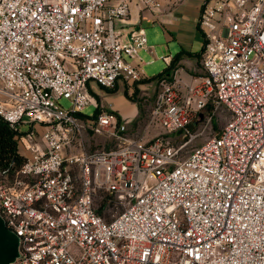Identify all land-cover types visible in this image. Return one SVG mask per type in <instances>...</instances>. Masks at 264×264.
<instances>
[{"label": "built area", "instance_id": "built-area-1", "mask_svg": "<svg viewBox=\"0 0 264 264\" xmlns=\"http://www.w3.org/2000/svg\"><path fill=\"white\" fill-rule=\"evenodd\" d=\"M200 2L204 74L156 79L150 112L165 131L139 139L88 86L145 77L146 34L130 9L161 0H0V119L25 155L0 167L14 264H264V0ZM206 104L231 116L183 154L168 134L190 133ZM85 130L114 144L77 149ZM99 190L107 206L124 204L109 218Z\"/></svg>", "mask_w": 264, "mask_h": 264}, {"label": "rangeland", "instance_id": "rangeland-1", "mask_svg": "<svg viewBox=\"0 0 264 264\" xmlns=\"http://www.w3.org/2000/svg\"><path fill=\"white\" fill-rule=\"evenodd\" d=\"M142 25L145 28L146 38L150 39L152 35H155V30L153 29L152 22L144 21ZM199 30H201L200 26ZM165 52H168L166 50ZM140 56L142 59L150 58V53L146 50H141ZM165 67V60L161 57L153 59L150 63H146L144 65L145 72L148 75L157 73ZM170 80H174L178 78L181 81H189L193 79L192 77L184 79L181 75L176 73L173 69V73L171 75L166 76ZM131 82V81H129ZM133 85V82H131ZM130 84L127 81L119 79L117 80L113 86L114 89H102L101 96L105 98H109L110 96L114 98L116 101L117 96L119 95V91H122L126 97L136 101L139 107L138 116L133 119V121L126 122L127 124V135L139 138V139H148L157 133H163L165 131L164 127L160 125V123L151 116V108L153 104V98L156 92V86H145L143 88L138 87V91L134 92L133 88L134 85L129 90L128 94H125V88H128ZM182 90L185 91V86L183 84ZM59 103L62 104L64 107L69 106V100L65 97L59 98ZM95 110V106L93 103L86 105L82 109V113L86 115H92ZM230 112L227 108L223 106H219L217 108L212 107L210 104H206L205 106L199 107L193 112L192 120L189 124V131L190 133H184L182 130L173 131L168 134V138L174 144H179L185 142L183 146L182 153H188L193 147L197 146L198 144L204 142L209 137L215 135L218 130L223 126V124L230 118ZM19 130L21 133L26 134L27 130L29 129V123L24 118L22 122L18 125ZM42 133V127L40 125H36L35 128V135L34 138L36 140L40 139ZM34 138L29 136V139L33 142ZM114 144L113 140L107 136L105 133H92L91 131H84L83 137L80 140V143L77 145V149L79 148H88V149H95V148H107L110 145ZM17 148L19 150H23L22 142L17 141ZM24 151H26L24 149ZM105 195L101 190H99L97 194V204L99 207L101 206L100 212L106 215L109 218L112 214L117 213L124 204H117V205H110L107 206Z\"/></svg>", "mask_w": 264, "mask_h": 264}, {"label": "crops", "instance_id": "crops-1", "mask_svg": "<svg viewBox=\"0 0 264 264\" xmlns=\"http://www.w3.org/2000/svg\"><path fill=\"white\" fill-rule=\"evenodd\" d=\"M200 6V0H161V6L159 8L150 10L132 3L128 21L131 24H139L141 26H143L142 23L144 21H151L153 29L155 30V35H152L150 39L146 38L145 47L140 48L138 51V59L145 76L144 78L162 72L174 55L180 50H185V52L181 54L178 59V65L174 68L176 73L181 75L184 79L189 77L196 79L204 74L201 62L203 34L202 30H199L198 27L200 26L198 22ZM122 30L124 29L122 28ZM141 50L149 52L151 57L145 60L142 59L139 53ZM166 50H168V52H165ZM160 55L162 58L164 55L169 56L170 61L168 63L165 61V67L157 73L148 75L145 72L144 65L150 63L153 59L159 58ZM172 73L173 71L170 70L165 72L166 76L171 75ZM193 79L189 81H192ZM127 83L130 84L127 88L129 92L133 85L129 81H127ZM144 85L156 86V79L153 78L137 83L139 88H143ZM88 88L91 92L96 93L98 98L103 102H111L112 108L121 118H123V120H125V122L133 121V119L138 116V104L136 101L121 93L122 91H119V95L115 101L111 96L104 99L101 96V90L104 88L95 82L91 81Z\"/></svg>", "mask_w": 264, "mask_h": 264}, {"label": "trees", "instance_id": "trees-1", "mask_svg": "<svg viewBox=\"0 0 264 264\" xmlns=\"http://www.w3.org/2000/svg\"><path fill=\"white\" fill-rule=\"evenodd\" d=\"M183 52H185V50L178 51L162 72H159L151 77L135 80L133 82L134 85L133 91L134 92L138 91V86H137L138 82H144L153 78L158 79L161 76H165L166 71L169 70L173 71V69L178 65V59L180 58ZM101 87L104 89H114L113 87L112 88L105 86H101ZM127 91H128L127 88H125L124 91L125 94L129 95ZM91 94L94 95L96 98H98V95L96 93L91 92ZM17 141H18L17 131L12 126H10L6 120L1 118L0 119V167L1 168L9 166L12 169L14 166L20 164L22 160L25 158V155L21 153L20 150L17 148ZM13 158H14V162L11 163ZM99 210H101V206L99 207Z\"/></svg>", "mask_w": 264, "mask_h": 264}, {"label": "water", "instance_id": "water-1", "mask_svg": "<svg viewBox=\"0 0 264 264\" xmlns=\"http://www.w3.org/2000/svg\"><path fill=\"white\" fill-rule=\"evenodd\" d=\"M20 256V237L6 225L0 212V264H14Z\"/></svg>", "mask_w": 264, "mask_h": 264}]
</instances>
